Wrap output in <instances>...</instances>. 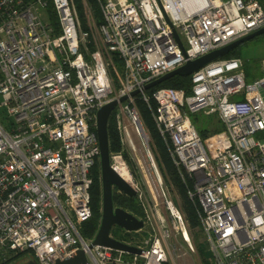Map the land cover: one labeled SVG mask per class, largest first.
Wrapping results in <instances>:
<instances>
[{
    "label": "built area",
    "instance_id": "2783aa9c",
    "mask_svg": "<svg viewBox=\"0 0 264 264\" xmlns=\"http://www.w3.org/2000/svg\"><path fill=\"white\" fill-rule=\"evenodd\" d=\"M95 1L102 22L85 28L74 0H0V264L25 252L55 264L79 249L80 264H203L162 189L137 95L199 204L210 264H264V57L250 82L241 58L218 57L191 73L188 93L144 88L263 27L264 0H202L184 13L180 0ZM111 100L122 147L109 152L111 167L131 177L124 152L146 155L159 185L160 201L131 179L143 226L124 239L110 231L139 253L90 246L93 236L80 233L99 161L96 111ZM195 113L222 127L201 136Z\"/></svg>",
    "mask_w": 264,
    "mask_h": 264
},
{
    "label": "trees",
    "instance_id": "16d2710c",
    "mask_svg": "<svg viewBox=\"0 0 264 264\" xmlns=\"http://www.w3.org/2000/svg\"><path fill=\"white\" fill-rule=\"evenodd\" d=\"M88 1H90V3L92 4L93 15H94L96 22L97 23L102 22V16H101L97 2L95 0H88ZM259 1H263V0H259ZM237 47L238 45L230 49L228 52L223 54L221 57H225V58L239 57L240 58V56L237 54V51H236ZM114 60L116 64L118 65V67H120L119 60L116 57H114ZM244 71L246 74V78L249 77L250 73L245 68V65H244ZM191 84H192L191 74H187V75L175 74L167 78L166 80L162 81L161 83L156 84L155 86L147 89V92L150 93L152 90L158 87L169 86V87L183 89L188 93L191 90ZM136 105L141 113V118L143 120V123L148 129L149 134L151 136V140L154 145L159 164L165 176L169 178V180L172 182V184L175 186L178 192L179 198L181 200L180 208L182 212L184 213V216L187 221L190 232L194 228H198V230L201 231L199 219L197 216L199 204L197 203L196 200H191L188 197L186 186L182 182L180 176L178 175L177 169L174 166L170 158L167 145L162 140L154 124L151 113L146 103L140 99L139 95L136 96ZM152 105L154 106L153 103ZM198 118L199 117L197 113L191 116L192 122L194 123L195 127L197 128L201 136H205L209 132L217 131L222 127L220 122L216 120L214 117H213V120H209L207 125L204 124L203 120L199 121ZM210 125L211 126L213 125L212 126L213 129L211 131H209ZM107 132H108L109 151L114 152V151L121 150L122 147L120 143L119 133L116 127L114 111L111 112L108 118ZM124 156L126 160L129 161L130 156L127 152H124ZM91 176H92V183L89 189L91 215L88 219L83 221L80 225V233L82 234V236L86 238L92 237L95 234L97 227L99 225L100 216H101V180H100V168H99L98 160L95 162V164L92 167ZM112 198H113L114 206H119L127 210L128 212L134 214L136 217L141 218L142 216L141 214H143V212L141 211V208H140L141 206L138 200L136 199V196H128L116 190L113 192ZM123 235L128 236L127 233ZM198 254L201 259V262L203 264H208L207 262L208 251L202 250L200 245L198 247Z\"/></svg>",
    "mask_w": 264,
    "mask_h": 264
},
{
    "label": "water",
    "instance_id": "95a60500",
    "mask_svg": "<svg viewBox=\"0 0 264 264\" xmlns=\"http://www.w3.org/2000/svg\"><path fill=\"white\" fill-rule=\"evenodd\" d=\"M264 32V26L244 35L235 41L220 47L218 49L212 50L206 54H203L195 59L188 60L181 66L151 80L148 82L144 88L149 89L156 84L161 83L167 78L179 74L187 75L191 74L196 69L200 68L207 62L221 57L223 54L228 52L230 49L239 45L241 42L246 41L260 33ZM174 35L183 49L182 43L174 31ZM138 93V90L131 92V95ZM126 96H122L118 101H122ZM117 104V100H111L104 105H102L96 111L95 118V131L98 139L99 145V168H100V180H101V216L97 230L91 240L90 246L99 244L112 247L114 249L123 250L131 253H139V249L135 246L128 245L122 241H119L110 236V231L113 225L124 228L125 230H137L143 226V221L137 218L134 214L128 212L127 210L114 206L113 204V188L121 191L128 196H134L135 190L133 187L127 183L110 165V155H109V144H108V132H107V122L108 118ZM85 254L83 250H77L74 255L70 258L64 260H57L55 264H80L85 262ZM23 264H36L35 260L32 258L27 259Z\"/></svg>",
    "mask_w": 264,
    "mask_h": 264
},
{
    "label": "rangeland",
    "instance_id": "374dc122",
    "mask_svg": "<svg viewBox=\"0 0 264 264\" xmlns=\"http://www.w3.org/2000/svg\"><path fill=\"white\" fill-rule=\"evenodd\" d=\"M85 2H86V5H85ZM74 3L76 6L79 21H80L82 27L88 28L89 25H91V28H93V22L94 23H97V22L94 18L92 4L90 3V1H88V0H74ZM236 51H237V54L242 59L244 65H245V68L250 73L249 77L246 78L247 82L253 81L254 78H257V77L262 75V72L260 69V61L264 57V32L254 36V37H252L246 41L241 42L238 45V47L236 48ZM197 114L199 117L198 118L199 121L203 120L205 125L208 124L209 120H213V117H214L213 115L206 116V115H203L201 113L200 114L197 113ZM212 126L211 125L209 126V131H211L213 129ZM255 137H257V134H255ZM137 147L139 149H142V146L140 145V143L137 145ZM129 148L130 147H128V146L126 147V149L130 151L131 148L130 149ZM150 149L152 152V156H153L152 158L154 160L155 167L161 176L162 189H163L165 195L168 197V199H171L173 201V203H175V205H177V207L179 209L181 207V200L179 198L178 192H177L175 186L173 184L171 185L169 183V182H171L169 180V178L165 176V174H164V172H163V170L159 164L157 154H156L154 145L152 143V140L150 143ZM133 156L132 157L130 156L129 161H127L129 169H130L132 181L141 186L145 195L150 196L151 191H153L155 196L158 197V200L160 201L158 191H157V190H159L158 181L156 180V177H154V168L151 166L149 159L146 157V155H142V157L141 156L138 157L135 154V152H134ZM145 158L148 161H146ZM140 160L143 161V164H144L143 166L139 162ZM116 190H117L116 188H113V192ZM118 192H121V191H118ZM161 206L162 205H160V211L163 210ZM141 211H142V208H141ZM124 230H125L124 228L116 226V225H113V227L111 228V232L114 235V237L119 238V239H124L125 237L127 238V237H130L133 235L130 232L127 233L128 236L123 235ZM191 239H192L193 244L195 246V251L197 253V256H198V258H200L199 254H198L199 245L202 248V250L208 251L207 243L204 239V236L202 235V232L199 231L198 228L192 229ZM30 257H31V255L29 253H26V252L20 253L19 255L14 257L7 264H23ZM209 260H210V253L208 252V257H207L208 264H210ZM197 261L198 260L196 259V257H194V260L192 262H193V264H200Z\"/></svg>",
    "mask_w": 264,
    "mask_h": 264
},
{
    "label": "bare ground",
    "instance_id": "6f19581e",
    "mask_svg": "<svg viewBox=\"0 0 264 264\" xmlns=\"http://www.w3.org/2000/svg\"><path fill=\"white\" fill-rule=\"evenodd\" d=\"M201 3L202 0H180V6L183 13L192 11L196 7L200 6ZM146 161L148 160L146 159ZM139 162L141 163L142 166L144 165L143 161L140 160ZM119 174L127 183L131 184V177L125 170L119 171Z\"/></svg>",
    "mask_w": 264,
    "mask_h": 264
}]
</instances>
